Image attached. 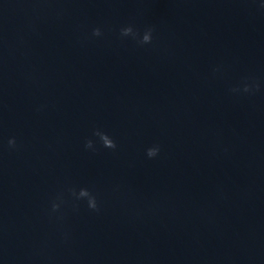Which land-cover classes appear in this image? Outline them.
Returning <instances> with one entry per match:
<instances>
[{
	"label": "water",
	"instance_id": "obj_1",
	"mask_svg": "<svg viewBox=\"0 0 264 264\" xmlns=\"http://www.w3.org/2000/svg\"><path fill=\"white\" fill-rule=\"evenodd\" d=\"M262 5L0 0V264H264Z\"/></svg>",
	"mask_w": 264,
	"mask_h": 264
},
{
	"label": "clouds",
	"instance_id": "obj_2",
	"mask_svg": "<svg viewBox=\"0 0 264 264\" xmlns=\"http://www.w3.org/2000/svg\"><path fill=\"white\" fill-rule=\"evenodd\" d=\"M264 7V5H262ZM154 31L153 27H147L143 35L140 36L139 31L137 29H134L133 25L128 24L126 26H122L120 28V36L121 37H128L131 36L134 39H138V42L140 44H148L152 42L153 36L152 33ZM92 35L99 37L102 36V30L100 27L93 28L92 30ZM255 87L256 89L259 88L258 84L250 85L248 83H245L243 85L242 91L243 92H249L252 90V88ZM240 88H233V92L240 91ZM95 136L99 137L100 142L102 143L103 147L105 148H110V149H115L117 147L116 142L104 131H101L99 129L94 130L93 133ZM8 147L10 149H15L17 147V141L15 137H10L8 139ZM84 147L86 149H92L95 151L96 149L94 148V141L92 139H87L85 142ZM160 151L159 145H153L149 148L146 149V155L149 158L156 157ZM72 194L76 196L77 199H82L86 198L87 199V205L90 209L98 211V204H97V199L96 196L88 189V188H81L79 192L77 193L75 189H71ZM60 208V204L53 202L52 204V211L55 212Z\"/></svg>",
	"mask_w": 264,
	"mask_h": 264
}]
</instances>
